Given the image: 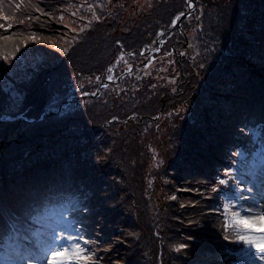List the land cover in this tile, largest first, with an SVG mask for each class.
I'll use <instances>...</instances> for the list:
<instances>
[{
  "label": "trees",
  "instance_id": "trees-1",
  "mask_svg": "<svg viewBox=\"0 0 264 264\" xmlns=\"http://www.w3.org/2000/svg\"><path fill=\"white\" fill-rule=\"evenodd\" d=\"M121 2L0 0V52L19 45L0 85L22 95L0 121V203L17 222L74 200L82 264H247L224 236L237 178L264 154V0L194 1L195 44L172 57L186 0Z\"/></svg>",
  "mask_w": 264,
  "mask_h": 264
},
{
  "label": "rangeland",
  "instance_id": "rangeland-1",
  "mask_svg": "<svg viewBox=\"0 0 264 264\" xmlns=\"http://www.w3.org/2000/svg\"><path fill=\"white\" fill-rule=\"evenodd\" d=\"M125 0H122V4L124 3ZM128 3V7H130V9H134L135 6V11H138L141 8H144L146 6H155V2L158 1H164V0H158V1H153V0H126ZM194 1L196 0H192V6H191V10L185 12L187 15H185L184 18H181V20H176L175 24L173 25V18L177 15H175L172 18L171 24H170V30H181V32H183V34H185L186 38L185 41H183V43H178L177 42H173L175 37L179 38V35H175V36H171L168 37V41H172L171 43L174 44V46L177 49V52H171V54L167 55L166 57H172L174 56V53L177 55H180L182 52L184 51H179L181 49V45L186 46L185 44L190 45V47L192 45L195 44L194 42V37L192 36V33L194 32V27H186L185 26V18L190 17V15L193 14L194 10H195V4ZM126 3V4H127ZM186 8H188V2L186 0ZM125 4V5H126ZM133 6V8L131 7ZM128 9V8H127ZM186 10V9H185ZM189 12V15H188ZM190 19V18H189ZM172 28V29H171ZM59 31H62V29H58ZM164 29H159L158 32H156V38L157 40H159L160 38H163L164 36L162 34H166L169 32V30L166 31H162ZM184 30V31H183ZM51 36V35H50ZM49 36V37H50ZM196 41V40H195ZM61 42V41H60ZM40 43V42H39ZM37 43V44H39ZM43 43V42H42ZM36 44V45H37ZM44 44V43H43ZM53 44L55 45V43H51L50 45L53 46ZM49 45V46H50ZM61 45V44H60ZM40 46V45H39ZM58 50L56 49L55 52H57ZM152 53L157 54H161L163 52V50L161 51V49L158 47L157 49L151 50ZM61 56V55H60ZM58 60V62L61 63V59L59 57L56 58ZM120 69V68H118ZM111 75V72H110ZM124 78L122 79V82L124 83ZM107 82H110L109 79L105 80V83L107 84ZM114 85L119 88L122 83H119L118 85L116 84V82H114ZM120 89V88H119ZM185 107H182V109H184ZM171 112V111H169ZM183 112V111H182ZM159 115V113L157 114V116ZM171 115V114H170ZM21 116V115H19ZM18 117V116H17ZM144 134V131L142 132ZM251 167L249 170L243 171V174L237 178L239 184H243L244 187L241 188L239 187V184L237 183L235 188V192L233 193V200H231V204L229 209L235 213H237L239 216H249V217H253L255 216L253 212H251L250 206H254L251 202V200L255 201V204L260 207V212L261 214H264V204H261L258 200L260 199V197L262 195H264V162H262L261 160V156L257 157V159L252 160L251 161ZM249 189H251V191H249ZM260 189V191L258 190ZM257 195V196H256ZM257 198V199H255ZM262 199V198H261ZM264 199V196H263ZM67 204L68 205H73L75 206L76 203L74 200L72 199H68L67 200ZM60 205H66V202H62L60 203ZM255 207V206H254ZM69 208H61L59 209H55V207H53V209H42L36 219V222L34 223H30L27 220H19L17 223V226H21L22 227V231H19L16 228V236L17 238L9 241V242H5L4 246V250L0 251V264H17V261H21L24 263V261H26V259H32L34 261V264H42L41 261V256H45L46 254L40 253L39 251L35 250L38 249L40 247V242H38V240L41 241H46V240H42V237L34 234V231H36L37 229V224H41L40 222H44L49 231L44 232L42 235L46 236L50 241L51 238L54 235H58L60 232H64L65 233V238L59 240V241H55V243H57L58 245H63L64 247H67L70 251H75L76 249V245L79 244L81 246V248H85L83 245V240H82V234H80V225L76 222V220L73 218V216L68 214V210ZM254 211V210H252ZM43 215V216H40ZM54 224V227L49 226ZM24 227V228H23ZM257 227H259V224L257 223ZM75 236L77 237V239L74 240H70L67 239V236ZM22 240H24L25 242H23ZM19 252H21L23 255H19ZM31 253V255L29 254ZM17 255H19V257H17ZM81 256L83 257V252L81 253ZM29 257V258H26ZM18 258V259H17ZM72 264H82V259L81 258H74L72 261ZM254 264H261V262L259 260H256L254 262Z\"/></svg>",
  "mask_w": 264,
  "mask_h": 264
},
{
  "label": "snow or ice",
  "instance_id": "snow-or-ice-1",
  "mask_svg": "<svg viewBox=\"0 0 264 264\" xmlns=\"http://www.w3.org/2000/svg\"><path fill=\"white\" fill-rule=\"evenodd\" d=\"M183 15V13H181ZM2 19L9 21L13 19L7 15H3ZM99 19V17H97ZM12 23L3 24L0 23V28H11ZM0 39L8 40L12 37H2ZM36 40L35 34L25 38L24 43L28 40ZM119 43V42H118ZM19 51V45H16L15 50L11 54H4L0 52V59L11 63V57L15 56ZM67 52V49H64ZM123 56V53H121ZM109 76L108 79H112ZM99 79V77H97ZM107 87V85H105ZM22 102V95L10 85H0V121L9 122L16 119L15 112L19 110ZM22 115V113H21ZM239 154V153H237ZM261 160L264 162V154L261 155ZM231 168H226L225 172H232ZM220 184L228 183L227 179H222ZM239 184V182H237ZM239 187L243 188V184H239ZM251 191V189H249ZM228 205H225L227 207ZM17 215V211L11 207H8L0 203V219L3 223L0 224V231H3L5 235H10L14 230L16 220L14 217ZM257 223L259 227H257ZM228 228L227 223L225 229ZM233 233L225 232L224 239L231 240L242 244V247L238 251L232 253L239 261H246L247 264H254L256 260H259L261 264H264V214L259 216H239L237 213H233ZM65 238V233L60 232L58 235H54L49 242H40V247L37 249L40 253H47L46 257L41 256L42 264H72L74 258L89 259L88 257H82L81 253L84 251L79 244L76 245L75 251H70L63 245H58L55 241H59ZM67 239H77L75 236H67ZM191 239V238H189ZM187 247V245L181 244L179 248ZM179 248L177 250H179ZM225 251H228L225 249ZM31 255V253H29ZM24 264H34L32 259H27ZM231 264H237L236 260H233Z\"/></svg>",
  "mask_w": 264,
  "mask_h": 264
},
{
  "label": "bare ground",
  "instance_id": "bare-ground-1",
  "mask_svg": "<svg viewBox=\"0 0 264 264\" xmlns=\"http://www.w3.org/2000/svg\"><path fill=\"white\" fill-rule=\"evenodd\" d=\"M259 191H260V189H258ZM257 196V195H256ZM262 197H260V199L258 200L261 204H264V199L262 198ZM255 199H257V198H255ZM251 202H252V204L255 206H250V209H248V210H251V212H253V213H255L254 215L255 216H259L260 214H261V212H260V208H261V206L262 205H260V207H258L256 204H255V201L254 200H251ZM252 210H254V211H252ZM35 250H37V249H35ZM19 254H21V252H19ZM17 264H24L23 262H21V261H17L16 262Z\"/></svg>",
  "mask_w": 264,
  "mask_h": 264
},
{
  "label": "water",
  "instance_id": "water-1",
  "mask_svg": "<svg viewBox=\"0 0 264 264\" xmlns=\"http://www.w3.org/2000/svg\"><path fill=\"white\" fill-rule=\"evenodd\" d=\"M187 2H188V11H190L191 10V6H192V0H187ZM185 15H187L186 13H183V15H181V14H178L177 16H175L174 18H173V22H172V24L174 25L175 24V22H176V20L178 19V20H181V18H183ZM188 15H189V12H188ZM172 29V28H171ZM19 117V116H18Z\"/></svg>",
  "mask_w": 264,
  "mask_h": 264
},
{
  "label": "flooded vegetation",
  "instance_id": "flooded-vegetation-1",
  "mask_svg": "<svg viewBox=\"0 0 264 264\" xmlns=\"http://www.w3.org/2000/svg\"><path fill=\"white\" fill-rule=\"evenodd\" d=\"M187 11V8H186V10L185 11H183V12H181V13H185ZM181 13H178V14H181ZM185 17V16H184ZM183 17V18H184ZM162 31H166V30H162ZM179 32H180V36H179V38L178 37H175L173 40V42H183V41H185V34H183V32H181V30L179 29L178 30ZM184 31V30H183ZM162 35H164V34H162ZM181 36H182V38H181Z\"/></svg>",
  "mask_w": 264,
  "mask_h": 264
}]
</instances>
